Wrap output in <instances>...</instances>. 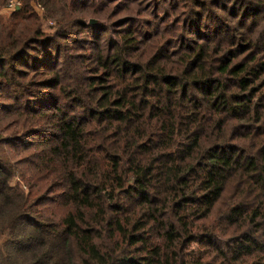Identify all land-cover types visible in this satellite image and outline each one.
Listing matches in <instances>:
<instances>
[{
    "label": "trees",
    "instance_id": "trees-1",
    "mask_svg": "<svg viewBox=\"0 0 264 264\" xmlns=\"http://www.w3.org/2000/svg\"><path fill=\"white\" fill-rule=\"evenodd\" d=\"M18 1L0 264H264V0Z\"/></svg>",
    "mask_w": 264,
    "mask_h": 264
},
{
    "label": "rangeland",
    "instance_id": "rangeland-1",
    "mask_svg": "<svg viewBox=\"0 0 264 264\" xmlns=\"http://www.w3.org/2000/svg\"><path fill=\"white\" fill-rule=\"evenodd\" d=\"M19 4H20V2H19ZM15 8H17V7H15ZM15 8H12V7H8V5L6 4L5 6H3L2 8H0V13H2V14H5V15H7V14H9L10 12H12ZM38 10H40V9H38ZM97 19H100V20H102L101 22H99V23H104L105 21H106V19H104V18H97ZM41 21H42V26L46 29V30H48L49 28H48V21H46L45 19H43V18H41Z\"/></svg>",
    "mask_w": 264,
    "mask_h": 264
},
{
    "label": "built area",
    "instance_id": "built-area-1",
    "mask_svg": "<svg viewBox=\"0 0 264 264\" xmlns=\"http://www.w3.org/2000/svg\"><path fill=\"white\" fill-rule=\"evenodd\" d=\"M18 4H19L18 0H9L7 3L8 7H12V8L17 7Z\"/></svg>",
    "mask_w": 264,
    "mask_h": 264
},
{
    "label": "water",
    "instance_id": "water-1",
    "mask_svg": "<svg viewBox=\"0 0 264 264\" xmlns=\"http://www.w3.org/2000/svg\"><path fill=\"white\" fill-rule=\"evenodd\" d=\"M19 7H20V4L17 5V8H19ZM101 21H102V20L97 19V18H93V17H90V18L88 19V22L91 23V24L99 23V22H101Z\"/></svg>",
    "mask_w": 264,
    "mask_h": 264
}]
</instances>
